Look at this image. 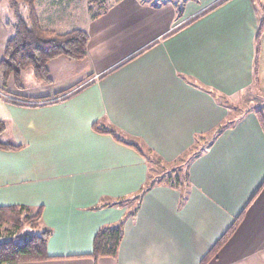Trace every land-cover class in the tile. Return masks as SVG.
Returning a JSON list of instances; mask_svg holds the SVG:
<instances>
[{
  "label": "crops",
  "instance_id": "1",
  "mask_svg": "<svg viewBox=\"0 0 264 264\" xmlns=\"http://www.w3.org/2000/svg\"><path fill=\"white\" fill-rule=\"evenodd\" d=\"M221 1L192 0L177 16L171 6L111 0L99 16H86L84 28L67 30L82 29L89 36L85 57L77 59L83 66L74 71V64L59 56L47 63L45 84L52 83L56 66L64 71L53 89L27 90L21 74L16 99L0 95L5 125L0 141L21 146L0 149V206H41L38 230H51L48 259L13 264H198L240 215L216 258L223 264H264V133L252 112L236 118L191 161V185L181 205L180 191L158 184L143 193L134 217L126 214L136 201L133 207L132 201L100 206L133 198L149 166L135 148L93 124L171 162L196 136L211 137L231 121L216 96L254 87L260 12L254 0ZM257 2L264 8V0ZM44 3L34 0L39 24L61 13L57 0ZM6 23L0 9V60L10 34ZM137 24L142 29L132 31ZM113 34L117 38L109 41ZM256 81L264 95V27ZM10 82L3 86L0 78V92L12 93ZM123 218L116 257L92 258L97 230Z\"/></svg>",
  "mask_w": 264,
  "mask_h": 264
},
{
  "label": "trees",
  "instance_id": "2",
  "mask_svg": "<svg viewBox=\"0 0 264 264\" xmlns=\"http://www.w3.org/2000/svg\"><path fill=\"white\" fill-rule=\"evenodd\" d=\"M88 2L90 4L88 9L91 12L92 18L99 16L107 8V5L105 6L107 0H88ZM254 2L260 12L258 27L254 35L255 56L253 65L254 88L258 90L256 81L257 57L259 53V37L264 27V8L257 2V0H254ZM8 3L9 8L12 9L14 15L13 21L11 23H6L10 28V34L6 38L4 53L0 60V78L3 86H6L9 79H12L13 82L18 85L21 72L28 67H31L32 73L36 79L49 82L50 77L47 63L50 60L59 56H63L69 60H77L85 57L87 43L89 40V36L86 31L76 28L64 33H58L51 29L42 28L34 9V0H8ZM21 3L23 4L24 11L19 8ZM95 8L97 10L93 11ZM202 14L187 21L179 28L192 23ZM62 93L63 92L60 91L57 95ZM74 93L75 92L64 95L60 99L64 100ZM216 97L218 99L221 96ZM5 100L13 103L8 99ZM40 100L42 99H39L38 101ZM254 112L264 133V110H259L261 115L258 111ZM238 119L225 121L220 124L211 137H204L202 135L196 136L192 147L193 149H197L193 151L190 154L189 159H187L186 170L184 171L182 177L180 174L175 173L177 172L176 170H171L169 175L166 174L165 179L160 180L159 178H155V180H153L151 176L152 173L150 172L151 163H163L164 161L157 156H147L148 153H144V151L140 150L136 144L125 142L123 139L118 137L113 129L93 124L94 130L110 134L117 141L135 148L141 155L146 157L145 159L149 166L146 182L140 188L139 192L133 196V198H120L117 200L107 201L101 203L100 206H123L128 204V202L130 203V201L135 200V206L126 214V217H134L139 209L140 199L143 193H145L152 186L158 184L168 185L180 191L179 204L181 205L186 200V194L191 185L188 173L191 161L206 151L214 138L219 135L223 129L234 125ZM4 129L5 125L2 121H0V134L4 131ZM202 140L203 142L201 143ZM18 148H20V145L13 144L11 141H0V149L2 150L9 151ZM148 151L151 152L150 150ZM41 212V206L34 209L22 204L0 206V237L4 236L8 238L0 241V264L42 261L49 258L46 253V245L51 234V230L48 228H42L35 231L38 228L37 226L40 220ZM124 220L125 219L123 218L113 225L104 226L97 230L93 239L92 251L90 253L92 258L97 259L101 256L116 257L118 247L123 236ZM240 220L241 215L234 219L230 227L212 245L210 250L200 259L198 264H207L213 257L216 256L219 249L234 232Z\"/></svg>",
  "mask_w": 264,
  "mask_h": 264
},
{
  "label": "rangeland",
  "instance_id": "3",
  "mask_svg": "<svg viewBox=\"0 0 264 264\" xmlns=\"http://www.w3.org/2000/svg\"><path fill=\"white\" fill-rule=\"evenodd\" d=\"M38 1L40 4H45L44 3L45 0H38ZM57 2H58L57 3L58 12H61L59 13L60 15L55 17L52 21H43V20L41 21L40 20V24L43 27H47L51 30L55 29L56 31H67L71 28L79 27V26H82L84 28V26L86 25V16L91 18V12L88 9L90 6L88 0H57ZM137 2L140 5L141 4L148 5L151 8L171 6L175 12V15L179 16L181 13H183L187 2L188 3L192 2V0H137ZM109 3H111V0H107V2L105 3V6L106 5L108 6ZM6 4H8V7H9L8 0H0V9L2 10L4 17L6 18V21L11 23L13 21L14 14H13L12 9L6 7ZM36 4H38V2ZM19 8L20 10L24 11V7L22 3L20 4ZM96 10L97 9L95 8L93 11H96ZM39 13L40 12L37 11V14L40 16L41 14ZM141 29H142L141 24H137L132 28V31L139 32ZM116 36L117 34H113L112 36H110L109 41H111L112 38ZM118 36L121 37L122 32H120ZM140 36H143V34L137 35L136 37H140ZM61 58H64V57H61ZM59 59L60 57L55 58L52 61H50L48 64V67L54 64V62ZM64 59L67 60L66 58ZM68 61L74 64V68H73L74 71L77 67H79V64L83 66V63H77V62H80L78 60H68ZM56 67L57 68L51 71V74H52L51 77L53 81L50 84H45L44 81L35 79L34 75L31 72V67H28L21 72L22 74L21 84L27 90L36 89V88H39L41 90L42 88L53 89L54 83L55 82L58 83L59 80L64 77V71L62 70V67H59V66H56ZM28 74L30 77L29 79L26 77V75ZM15 85L16 84L14 82L13 83L10 82L9 86L7 87L11 88L13 92L7 93L6 89L4 91L2 89V91L0 92V95H2L3 98L8 97L10 100L16 99L17 96L15 94L16 92H18L17 90L18 88H14ZM218 101H220L226 107L228 120H235L236 118L247 114V112L248 113L252 112L255 114L254 111H258L259 113V110L261 111L264 110V95L261 94L254 87L244 89L233 97H228V98L219 97ZM259 114L261 115V112ZM202 142L203 140L201 141V143ZM191 147L188 150H186L183 154H181L179 157H177L175 161L173 160L171 162H163V163L162 162L160 163L152 162L150 172L152 173L151 176L153 180H155V178H159V180L165 179L166 174L169 175L171 173L170 172L171 170H176L177 172L175 173L180 174V176L182 177L184 171L186 170L187 159H189L190 154L197 149V148L193 149V147L192 148ZM13 150H17V149H13ZM148 150L149 149H146V148L144 149V153H148L147 156L149 155H151L152 157L156 156L154 153H151ZM132 203L133 204H131V207L134 206L135 200H132ZM37 227H39V223ZM35 231H38V228ZM6 239L8 238L4 236L0 237V241L6 240ZM207 264H223V263L219 261L215 256Z\"/></svg>",
  "mask_w": 264,
  "mask_h": 264
}]
</instances>
